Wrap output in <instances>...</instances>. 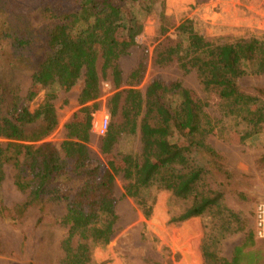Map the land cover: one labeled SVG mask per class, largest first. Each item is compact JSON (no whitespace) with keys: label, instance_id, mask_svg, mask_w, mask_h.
Here are the masks:
<instances>
[{"label":"trees","instance_id":"16d2710c","mask_svg":"<svg viewBox=\"0 0 264 264\" xmlns=\"http://www.w3.org/2000/svg\"><path fill=\"white\" fill-rule=\"evenodd\" d=\"M75 1L79 9L63 13L49 30L26 99L17 89L0 88V135L9 139L6 145L0 143V185L5 165L12 164L17 187L27 194L16 207L28 209L60 198L57 179H83L75 193L65 197L68 209L61 224L67 231L61 243V264H92L93 248L110 243L118 220L113 194L120 174L125 194L136 200L146 218L152 214V204L144 193L154 186L188 201L183 212L171 217L172 223L211 214L201 245L204 264H264V254L253 249L254 231L234 248L231 258L219 252L222 241L245 231L247 223L225 203V192L211 183L227 170L222 155L208 140L220 132L224 118L246 126L241 140L264 126V100L245 93L239 85L245 75L264 74V36L211 41L194 29L192 20L182 21L176 38L155 49V60L160 65L177 62L185 72L195 70L204 90L218 94L222 117L212 118L205 111L208 103L179 81L156 78L144 94L134 87L142 77L141 63L129 76L130 87L108 101L110 123L102 144L107 168L101 173L99 166H90L88 146L96 108L88 103L101 93L97 61L102 56V76L112 71L119 85L123 82L119 60L137 45L145 18L160 6L161 33H168L170 27L164 0ZM15 38L22 45L28 43ZM82 76V107L65 125L62 156L52 143H36L59 123L53 86L69 91ZM45 89L44 102L30 111L27 103ZM124 134L140 135V154L115 153Z\"/></svg>","mask_w":264,"mask_h":264},{"label":"rangeland","instance_id":"374dc122","mask_svg":"<svg viewBox=\"0 0 264 264\" xmlns=\"http://www.w3.org/2000/svg\"><path fill=\"white\" fill-rule=\"evenodd\" d=\"M162 1V0H159ZM165 15L170 27L168 33L160 31V6L144 20V30L137 37V45L119 60L123 82L115 83L112 71L102 76V56L97 61L101 75L100 96L88 104H95L93 119L100 120L108 110V101L128 85L131 72L141 63L142 77L135 88L144 94L156 78L179 81L208 103L206 112L214 119L222 117L221 100L215 92H206L195 70L185 72L177 62L160 65L155 60V49L176 38V27L190 19L194 29L211 41H233L252 36H264V0H164ZM79 9L75 0H0V88L19 90L26 99L32 83V74L39 63L49 30L63 13ZM27 45H22L15 37ZM84 85L82 76L69 91L53 86L57 97L54 104L59 123L56 129L40 143L55 145L62 156V143L66 139L65 125L82 107L80 95ZM241 89L264 100V74H248L239 79ZM47 91L40 90L28 108L34 111L46 98ZM220 132L209 137V142L222 155L227 170L211 180L225 192V203L239 211L246 220L245 231L226 238L219 245V252L231 258L234 248L241 245L250 231L255 232V246L264 254V238L255 230V210L264 203V126L258 132L241 140L246 126L238 125L232 118L219 123ZM105 135L91 131L88 144L90 166H99L101 173L107 168L102 144ZM175 137L173 140H176ZM9 139L0 135V143ZM117 155L140 154L142 143L139 134H124L114 149ZM15 167L5 165V179L0 185V264H61L64 251L61 246L67 227L61 224L67 213L68 201L83 179L62 177L57 179L59 199L46 200L28 209L16 207L24 202L27 194L15 183ZM113 198L118 220L110 243L97 245L91 253L92 264H204L202 241L210 229V213L172 223L174 215L183 212L188 201L178 199L167 189L156 186L144 193L152 214L146 218L133 197L127 196L123 175L116 177Z\"/></svg>","mask_w":264,"mask_h":264},{"label":"built area","instance_id":"2783aa9c","mask_svg":"<svg viewBox=\"0 0 264 264\" xmlns=\"http://www.w3.org/2000/svg\"><path fill=\"white\" fill-rule=\"evenodd\" d=\"M110 114L107 111L104 112L102 118L97 120L93 119L92 131L96 134L103 136L106 134L109 128ZM255 230L259 238H264V203H260L255 210Z\"/></svg>","mask_w":264,"mask_h":264}]
</instances>
